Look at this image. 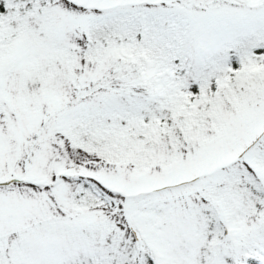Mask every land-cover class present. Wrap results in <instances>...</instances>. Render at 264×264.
<instances>
[{
	"label": "snow or ice",
	"instance_id": "6c2138e0",
	"mask_svg": "<svg viewBox=\"0 0 264 264\" xmlns=\"http://www.w3.org/2000/svg\"><path fill=\"white\" fill-rule=\"evenodd\" d=\"M0 264H264V0H0Z\"/></svg>",
	"mask_w": 264,
	"mask_h": 264
}]
</instances>
